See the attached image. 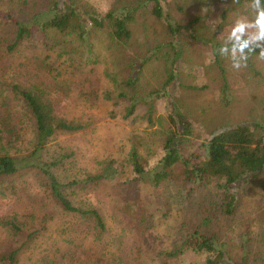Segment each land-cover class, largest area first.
Wrapping results in <instances>:
<instances>
[{"label":"rangeland","instance_id":"374dc122","mask_svg":"<svg viewBox=\"0 0 264 264\" xmlns=\"http://www.w3.org/2000/svg\"><path fill=\"white\" fill-rule=\"evenodd\" d=\"M50 1L32 0L36 7L49 6ZM73 1L77 11L87 17L82 20L86 23L89 17L122 7L133 12V20L129 26L132 36L128 41L113 42L105 31H95L100 42L94 46L93 52L100 53L101 62L95 66V74L88 79L98 87L99 100L89 103L79 97L80 86L74 81L79 78V72L63 76L70 83L66 94L60 96V102L55 105L56 113L75 119L93 115L97 119L90 131L58 134L48 144V157L62 158L66 166L64 179L92 173L99 162L124 156L135 142L147 143L151 156L154 152L157 154L161 140L171 127L169 117L177 112L188 117L193 125L188 147L198 146L213 133L227 127L264 123V61L256 58L259 53L251 55L247 68L240 71L233 70L230 60L219 54V48L237 16L253 19L254 13L249 7L251 1L160 0L161 18L151 13L153 2L150 0ZM20 5L16 0L0 1V46L3 48L14 42L17 33L8 13L21 21H29L34 14L30 12V5L26 10L19 11ZM33 19L29 23H34ZM30 41L33 45L20 47L17 55H10L13 59H0V78L19 80L26 85L44 77L42 72L46 67L38 70L28 65L35 56H39L45 65L51 63L57 73L63 71L66 63H61L67 59L56 58L54 49L57 41L54 38L45 40L47 46L44 51L40 49L43 46L38 34L33 35ZM75 41L78 52L83 53L80 42ZM81 60L87 61L84 54ZM108 68L119 83L118 90H122L120 79L127 75H131L132 79L138 78V97H134L136 106L131 119L111 116V112L116 114L126 105L121 103L116 106L114 100L105 98L106 91H116L104 73ZM148 112L151 114L150 121L134 119ZM26 137L29 139V136ZM179 184L171 182L152 190L148 198L153 200V193L154 201L160 207L166 204L177 212L178 207H183V200L186 199V203L197 202L208 198L213 190V184H210L197 192H187L182 184L183 190L180 191ZM16 185L14 195L0 197V219L17 213L20 223L38 232L31 244L20 253L17 264H101V260L108 257L114 262L113 256L119 258L122 264H138L135 257L143 233L161 236L168 230L162 222L153 228L151 226L149 232L140 233L131 228L136 225L127 216L123 219L119 217L122 219L120 223L113 221L110 210L116 197L109 185L89 191L85 198L78 196L80 198L73 200L76 207H95L99 210L110 228L104 235L94 229L91 220L78 216L75 220L60 210L29 175H20ZM229 190L238 202L235 217L226 223L224 230L229 249L235 251L237 242L243 245L244 250L243 254L237 255L247 256L251 264H255L254 260H257L256 264L264 263V173L245 176ZM154 208L155 205L150 206L153 212ZM188 208L194 210V205ZM168 220H172L171 224L175 221ZM8 236L0 229V264L6 263L2 257L15 247L10 248ZM149 242L153 243L152 238ZM161 246L156 245V248ZM230 255L233 259L237 256L235 252ZM195 261L193 257L190 264ZM226 263L232 264L231 259L227 258Z\"/></svg>","mask_w":264,"mask_h":264},{"label":"trees","instance_id":"16d2710c","mask_svg":"<svg viewBox=\"0 0 264 264\" xmlns=\"http://www.w3.org/2000/svg\"><path fill=\"white\" fill-rule=\"evenodd\" d=\"M16 1L21 3L19 11L26 10L30 5V12L34 14L29 21H21L8 13L17 33L11 45L5 48L0 46V59H13L10 55H17L22 46L33 45L30 38L38 34L42 51L47 46L45 40L52 37L57 41L54 49L56 58L65 57L67 60L61 63H66L63 71L57 73L51 63L45 65L39 56H35L28 65L38 70L46 67L42 72L45 76L26 85L19 80L0 78V197L14 195L17 192L16 179L20 175H29L60 210L75 220L77 216L91 220L94 229L104 235L110 228L99 210L95 207H76L73 200L85 198L89 191L109 185L116 197L110 210L113 221L120 223L127 216L136 225L131 228L140 233L149 232L148 229L157 223L165 222L168 226L165 235L143 233L135 257L138 264H190L193 257L196 264H227V258L231 259L232 264H251L247 256L237 255L244 253L243 245L237 242L233 251L237 256L233 259L224 230L226 223L235 217L238 207L237 199L229 189L245 176L264 173V123L227 127L213 133L198 146L188 147L193 136V125L188 117L177 112L169 117L171 127L161 140L157 154L154 152L151 156L147 143L135 142L124 156L99 162L92 173L64 179L66 166L62 158L48 157V144L58 134L90 131L97 119L93 115L75 119L56 113L55 105L60 102V96L66 94L70 83L63 76L79 72V78L74 80L80 86L79 97L89 103L99 100L98 87L88 79L95 74V66L101 62L100 53L93 52L94 46L100 42L95 31H105L113 42L128 41L132 36L129 26L133 12L126 7L115 8L103 15L89 17L86 23L82 20L87 17L77 11L73 0H51L49 6L41 7H36L32 0ZM150 1L153 2L151 13L161 18L160 0ZM32 18L34 23H29ZM75 39L80 42L83 53L78 52ZM259 51L256 48L252 55ZM83 54L87 59L85 62L81 60ZM175 60L176 57L172 62ZM111 72L109 68L104 71L116 91H106L105 98L114 100L116 106L121 103L126 105L116 114L111 112V116L131 119L136 106L134 97H138V78L132 79L131 75H127L120 79L122 90H118L119 83ZM141 118L150 121L151 114L148 112L134 119ZM171 182L181 183L180 191L197 192L210 184H213V190L208 198L200 201L186 203V199L183 200V207H178L174 212L172 206L164 204L160 207L159 203H155L153 193V200L148 198L152 190ZM151 205H155V212L150 210ZM189 205H194V210H190ZM168 219L175 221L171 224L172 220ZM0 229L9 234L10 248L15 246L2 258L6 259L5 264H17L20 253L31 244L38 232L20 223L17 213L1 218ZM149 238L154 244L149 242ZM159 244L162 246L156 248ZM110 259L101 260V264H122L119 258L113 256L114 262Z\"/></svg>","mask_w":264,"mask_h":264},{"label":"clouds","instance_id":"9594fccd","mask_svg":"<svg viewBox=\"0 0 264 264\" xmlns=\"http://www.w3.org/2000/svg\"><path fill=\"white\" fill-rule=\"evenodd\" d=\"M249 7L254 13L253 19L237 16L219 48V54L230 60L235 71L247 68L256 48L260 49L256 58L264 61V0H251Z\"/></svg>","mask_w":264,"mask_h":264}]
</instances>
